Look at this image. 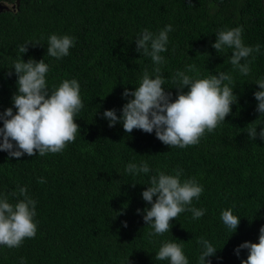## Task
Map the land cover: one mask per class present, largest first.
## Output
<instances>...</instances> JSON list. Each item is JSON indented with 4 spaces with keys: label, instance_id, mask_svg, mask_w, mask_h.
<instances>
[{
    "label": "trees",
    "instance_id": "1",
    "mask_svg": "<svg viewBox=\"0 0 264 264\" xmlns=\"http://www.w3.org/2000/svg\"><path fill=\"white\" fill-rule=\"evenodd\" d=\"M0 2L10 8L0 13V114L10 107L15 114L13 64L20 58L25 63L29 58L43 59L49 65L50 90L62 80L76 79L84 105L75 117L80 132L62 152L17 159L0 151V193L27 186L36 201L37 224L36 236L26 238L20 247L0 245V264H21V258L23 264H169L156 260L155 253L162 241L173 239L183 242L189 264H198L201 236L217 249L206 264L246 260L247 250L239 256L234 250L244 242L258 243L264 226V141L247 135V126L255 120L257 134L264 127V115L256 111L254 98L260 91L256 81L264 79V0ZM169 24L173 30L167 51L161 53L165 58L161 71L172 101L179 85L171 78L187 65H195L201 78L231 73L237 97L223 124L206 132L199 144L183 149L163 144L155 131L125 133L121 123L110 128L103 118L112 109L119 118L131 99L122 96L124 90L134 91L144 70H153L151 58L137 52L135 39L144 29L157 33ZM236 27L243 28L245 45H260L247 76L233 70L232 49L216 52L211 47L218 30ZM52 34L74 37L68 56L47 55ZM24 44H29L27 52L19 53ZM142 160L151 169L148 174L126 173L128 163ZM177 167L183 169L182 180L195 177L203 186L199 200L190 206L204 209L205 214L193 220L190 212L181 213L170 222L169 232L150 238L153 229L143 220V210L150 205L142 192L157 170L172 174ZM41 177L45 183L37 182ZM18 199L9 195L10 203ZM228 208L240 217L234 233L220 219L221 211Z\"/></svg>",
    "mask_w": 264,
    "mask_h": 264
},
{
    "label": "clouds",
    "instance_id": "2",
    "mask_svg": "<svg viewBox=\"0 0 264 264\" xmlns=\"http://www.w3.org/2000/svg\"><path fill=\"white\" fill-rule=\"evenodd\" d=\"M172 30L170 24L157 33L144 29L135 39L137 52L151 58L153 70L151 73L144 70L134 91L124 90L122 96L131 99L123 105L119 118L115 109L106 110L103 118L109 121L110 128L121 123L125 133H131L134 129L149 134L155 131L156 139L163 144L183 149L199 144L206 132L212 133L223 124L237 97L233 95L234 77L231 73L219 72L201 78L195 65H187L184 71L178 70L171 78L174 84L179 85L176 87L177 96L172 101L171 92L165 91L166 80L161 71L165 63L161 53L167 51L168 34ZM242 32V27L220 29L211 47L216 52L232 49L229 62L233 70L247 76L251 70L250 64L255 59L253 53L260 52V45H245ZM27 45L19 46V53H26ZM73 46L74 37L52 34L47 40V55L56 59L66 57ZM13 70L17 77V92L11 99L16 111L14 114L10 107L0 114L3 123V127H0V151L17 159L25 154L44 156L62 152L80 132L75 123V117L84 107L79 82L65 79L50 90L46 81L49 65L43 59L37 62L29 58L26 63L21 58L17 59ZM12 74L11 71L8 73ZM255 84L260 89L254 93L256 111L264 115V79H258ZM185 88L187 92L183 91ZM257 127V120L249 124L247 135L252 140L258 135L264 141V127H261L259 134ZM125 171L136 175L148 174L151 169L147 161L142 160L139 164L128 163ZM182 176L183 169L179 167L173 169L172 174L157 170L150 177V186L142 192V199L150 205V208L143 210L144 223L153 229L148 233L150 238L169 232L172 227L170 222L181 213L190 212L193 220L204 216V209L190 206L194 199L199 200L203 186L195 177L182 180ZM37 182L46 181L41 177ZM9 195L20 199L15 204L10 203ZM35 207L36 201L28 195L27 186L19 187L10 194L0 193V245L18 248L26 238L36 236ZM137 214H140L139 209ZM220 219L233 233L240 223V217L233 214L232 208L222 210ZM122 226L127 227V223L123 222ZM175 241H162L155 259L167 260L169 264H189L183 242ZM197 244L201 246L198 264H206V258L213 257L217 249L203 236L197 239ZM241 250H247V259L241 260V264H264V226L259 229L258 243L244 242L234 250L235 254L239 256Z\"/></svg>",
    "mask_w": 264,
    "mask_h": 264
},
{
    "label": "water",
    "instance_id": "3",
    "mask_svg": "<svg viewBox=\"0 0 264 264\" xmlns=\"http://www.w3.org/2000/svg\"><path fill=\"white\" fill-rule=\"evenodd\" d=\"M9 9L10 8L6 4L0 2V13H2L4 11H9Z\"/></svg>",
    "mask_w": 264,
    "mask_h": 264
}]
</instances>
